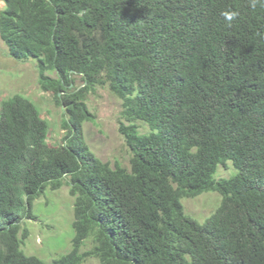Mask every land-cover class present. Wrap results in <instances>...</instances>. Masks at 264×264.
Listing matches in <instances>:
<instances>
[{
	"label": "trees",
	"instance_id": "trees-1",
	"mask_svg": "<svg viewBox=\"0 0 264 264\" xmlns=\"http://www.w3.org/2000/svg\"><path fill=\"white\" fill-rule=\"evenodd\" d=\"M1 1L0 39L35 62L66 134L50 144L32 102L1 103L0 264H264V0ZM97 87L121 101L128 170L85 144ZM63 187L71 249L45 263L22 223ZM206 193L220 202L201 224L182 201Z\"/></svg>",
	"mask_w": 264,
	"mask_h": 264
},
{
	"label": "rangeland",
	"instance_id": "rangeland-1",
	"mask_svg": "<svg viewBox=\"0 0 264 264\" xmlns=\"http://www.w3.org/2000/svg\"><path fill=\"white\" fill-rule=\"evenodd\" d=\"M3 3L0 0V11ZM72 90L82 88L80 77H75ZM20 95L32 102L38 109L41 118L49 125L48 142L60 145L66 132L62 129L63 111L56 104L50 93L43 92L38 85L35 62L13 60L6 46L0 39V105L3 101ZM86 105L93 116V121L83 126L85 144L94 156L111 167L120 164L130 168L131 152L119 133L121 119V101L107 87H97L86 95ZM141 133L149 131L148 127L139 124ZM234 173L233 167L227 164L220 167L217 178H229ZM220 197L206 193L195 199L182 201L184 212L197 223H203L216 210ZM73 199L68 188L58 191L47 190L42 197L35 200L32 207L34 219L24 220L22 225L27 229L28 237L23 246L27 256H35L45 263L68 253L71 249L73 231ZM90 249V243L83 252ZM83 264H98L94 259H86Z\"/></svg>",
	"mask_w": 264,
	"mask_h": 264
},
{
	"label": "clouds",
	"instance_id": "clouds-1",
	"mask_svg": "<svg viewBox=\"0 0 264 264\" xmlns=\"http://www.w3.org/2000/svg\"><path fill=\"white\" fill-rule=\"evenodd\" d=\"M227 15L229 19H232L235 14L233 13V14H227Z\"/></svg>",
	"mask_w": 264,
	"mask_h": 264
}]
</instances>
